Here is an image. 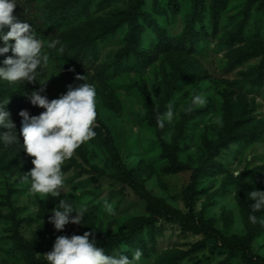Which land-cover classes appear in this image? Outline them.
<instances>
[{
	"label": "rangeland",
	"instance_id": "obj_1",
	"mask_svg": "<svg viewBox=\"0 0 264 264\" xmlns=\"http://www.w3.org/2000/svg\"><path fill=\"white\" fill-rule=\"evenodd\" d=\"M61 1L15 0L17 20L41 21L46 31L34 29L37 36L59 40L57 49L62 46L64 51L43 49L49 63L37 69L35 82L9 83L0 78V105L8 101L4 110L15 124L12 132L17 137L11 144L0 139V264H48L44 254L52 250L57 236L85 232L93 233L89 239L95 238L97 245L116 234L134 232L132 242L125 237L104 252L131 259L140 249L143 255L137 264H249L241 251L224 249L183 222L142 223L141 218L152 216L148 203L120 181L121 165L105 142L101 124L110 129L122 165L164 208L210 219L224 236H248L251 228L259 226L251 247L264 256V209L253 212L242 201L253 204L248 193L264 191V68L263 74L257 71L264 65V53L244 57L252 49H264L263 0H223L216 15L213 0H203L196 14L194 0H176L174 6L172 0H140L155 23L141 20L145 29L136 55L130 56H121L128 24L99 39L96 47L83 49L82 42L103 23L123 16L121 11L136 0H80L53 22V11ZM77 50L81 55L72 61ZM12 55L11 50L0 54V67ZM78 74L86 75L96 89V136L62 166L61 195L43 199L31 192L30 179H21L34 165L23 149L19 113L45 111L28 99L41 87L39 80L50 78L41 95L51 101L66 93L68 85L84 83L75 79ZM143 90L157 106L165 100L160 116L172 105L173 120L165 121L162 130L153 120ZM197 95L206 103L193 104ZM229 118L234 121L231 134L226 132ZM251 128L262 135L240 141V133ZM5 131L0 128V134ZM221 137L231 138L228 145L210 153L207 142ZM165 145L177 148L176 159ZM205 161L210 165L204 169ZM60 199L88 208L81 224L69 223L57 231L49 223ZM105 201L114 215L106 211ZM250 215L257 217L256 223Z\"/></svg>",
	"mask_w": 264,
	"mask_h": 264
},
{
	"label": "clouds",
	"instance_id": "obj_2",
	"mask_svg": "<svg viewBox=\"0 0 264 264\" xmlns=\"http://www.w3.org/2000/svg\"><path fill=\"white\" fill-rule=\"evenodd\" d=\"M15 8V0H0V39L3 41L0 54H6L10 50L13 53L3 60L0 78L9 83L35 82L38 80L37 69L46 68L49 63V55L43 49H57L60 42L56 39L45 41L39 38L31 24L17 20L13 15ZM5 27L10 29L6 34L2 31ZM10 41H14V44H10ZM57 51L62 54L64 48L61 46ZM75 79L84 83L68 85L66 93L51 101L47 96L41 95L48 80H39L41 87L33 91L28 99L33 106L45 111L39 115H30L26 110L19 113L22 117L23 149L33 158L34 165L21 179L23 182H29L30 179L31 192L39 194L43 199L61 195L64 188L62 166L73 158L78 148L96 136V89L87 82L86 75L78 74ZM7 103L8 101L0 105V128L7 129L0 134V139L11 144L17 137L12 132L15 124L9 118V112L4 110ZM205 103L206 100L200 95L193 98L195 105ZM173 117L172 105L169 104L166 113L157 116L158 127L163 129L165 121L171 123ZM248 197L254 201L253 212L264 209V191L254 189L248 193ZM105 209L110 215L115 214L107 201ZM87 212L85 205L77 208L71 201L60 199L58 206L52 209L49 223L57 231H62L69 223L81 224ZM72 213L76 215L70 216ZM249 219L252 223L257 222L255 215H250ZM92 235L91 232H85L71 237L57 236L52 250L44 254L48 264H137L141 260L143 253L140 249L133 252L131 259L123 254L106 255L95 238L89 239Z\"/></svg>",
	"mask_w": 264,
	"mask_h": 264
},
{
	"label": "trees",
	"instance_id": "obj_3",
	"mask_svg": "<svg viewBox=\"0 0 264 264\" xmlns=\"http://www.w3.org/2000/svg\"><path fill=\"white\" fill-rule=\"evenodd\" d=\"M80 0H62L58 5L55 7V11H53V22L58 21L63 16H65L76 4H78ZM194 9L195 14L199 11L200 4L203 2V0H194ZM223 0H213V10L214 14L216 15L219 11V7L222 5ZM171 4L174 6L176 5V0H172ZM262 5L264 6V0L262 2ZM121 13H123V16L117 18L114 22L107 21L103 23L99 30L95 32L93 35L88 36L83 43L82 48L91 45L92 47H96V43L99 39L104 38L105 36L113 33L118 27L128 24L130 27V30L127 35V45L125 48H123V52L121 53V56H130L131 54L136 55V52L138 50V43L141 40V34L142 29H145V26L141 24V20L153 24L155 23V20L153 19L150 12L146 11L142 7V3L140 0H136L134 3L130 5V7L126 10H122ZM26 22L32 25L33 29H36L40 31L41 33L46 31V28H44V24L39 21L35 22L31 18H26ZM155 27L157 31L161 34V28L158 27L157 24H155ZM189 32L191 35L195 32V26L193 24L190 25ZM138 45V46H137ZM141 45V44H140ZM81 48V49H82ZM264 53V49H252L251 52H246L244 54L245 56H259ZM81 55V50H77L72 54V61H75L79 56ZM263 68L264 65H260L257 67V71L261 74H263ZM174 86V85H173ZM171 86V89L168 91L167 94L170 95V92L173 88ZM143 94L145 96L146 102L148 107L151 110L153 120L155 124H157V116H160L163 110H165V100L162 101L160 106H157L151 98V95L147 90H143ZM166 99V98H165ZM227 110L230 111L231 106L229 101H226ZM231 117V115H230ZM229 127L226 128V132L228 134H231L233 127H234V121L229 118L228 120ZM102 129L104 130L105 135V142L109 146L112 155L114 158L119 162L121 165L120 167V181L125 186H130L133 188L138 194H140L148 203V208L150 212L152 213V216L150 217H144L141 218L140 221L142 223L148 222H158L162 220H166L169 222H183L187 224L190 228H192L195 231H198L199 233H203L210 239H215L219 243L220 247L234 251L239 250L243 253L245 260L249 264H264V256L256 254L252 247L251 243L253 241V238L258 235L259 226H255L249 230L248 236H240L237 234H233L230 236H224L222 235L219 230L215 227L214 223L210 219H205L204 217H196L193 214L184 215L182 213H175L172 212L162 206L160 203V199L153 196L151 193L145 190V188L138 182V180L134 177L133 172L131 170H128L125 165H122L121 157L114 145V139L112 136V133L110 129L105 125L101 124ZM162 130L161 128H159ZM261 136L262 132L257 131L255 128H251L248 131H245L243 133H240L238 137H240V141H243L245 139H248L252 136ZM237 137V138H238ZM231 138L227 137H221L215 142H207V146L210 148V153H212L214 150H218L222 146L228 145ZM235 142H237L235 140ZM176 149L175 147H169L168 145H165V151L169 154H171L173 159H176ZM0 164L2 162L0 161ZM210 165L209 161H205L203 168H207ZM196 177V173L194 174ZM243 204L247 207H250L252 209V204L246 200L245 198L242 199ZM253 210V209H252ZM257 213H260V211H256ZM134 236V232H129L127 234H116L112 239H105L101 241L98 246L102 247L103 250L105 249H113L114 246L118 243L119 240L127 237L129 238V241L132 242V238ZM125 255V254H124Z\"/></svg>",
	"mask_w": 264,
	"mask_h": 264
}]
</instances>
